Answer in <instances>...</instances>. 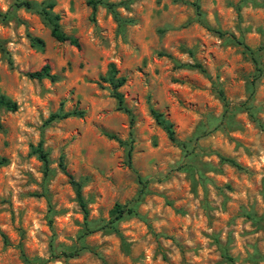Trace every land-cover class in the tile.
<instances>
[{
    "label": "rangeland",
    "instance_id": "rangeland-1",
    "mask_svg": "<svg viewBox=\"0 0 264 264\" xmlns=\"http://www.w3.org/2000/svg\"><path fill=\"white\" fill-rule=\"evenodd\" d=\"M15 1L0 0V94L17 104L0 108V264L49 258L51 245L85 249L45 264H264V0H103L94 11L87 0H30L53 2L79 47ZM45 63L56 80L25 75ZM111 63L126 77L132 126L101 79ZM61 104L84 114L43 128ZM108 133L130 141V165L128 145ZM41 137L45 180L30 153ZM116 203L134 213L79 238L86 221L108 223Z\"/></svg>",
    "mask_w": 264,
    "mask_h": 264
},
{
    "label": "trees",
    "instance_id": "trees-1",
    "mask_svg": "<svg viewBox=\"0 0 264 264\" xmlns=\"http://www.w3.org/2000/svg\"><path fill=\"white\" fill-rule=\"evenodd\" d=\"M87 2L92 6L93 11L96 9L98 4H104L103 0H87ZM15 5L16 6H23V7H26L28 9H33L36 12H38L42 16L43 20L49 25L50 34L55 40H57L59 42L68 41L71 44L75 45L76 47L80 46L79 41L76 37L69 35V34H66L61 29V26L59 23L60 16H59V14L54 13L52 11L53 2L48 1V2H44V3L39 4L35 1H30V0H16ZM107 6H109L111 8L113 7L112 4H107ZM198 7L199 6L196 4V8H198ZM7 16H8L7 13L6 14H0V20L6 19ZM30 42L34 46L43 47V41L37 37H30ZM252 55L254 57V60H256V58L254 56V52L252 53ZM188 66L197 67V68H200V70H202L201 65L196 64V63L195 64H189ZM117 73H118V71H117L115 65L113 63H111L109 65L108 70H107V75L102 76L101 79L105 83L109 84V86L111 88V95L116 100V108L118 110H123L130 115V119H129L130 120V126H132L133 117L131 115L130 109L124 105V96H123L122 92L119 90V88L125 83L126 77L125 76H117ZM25 75L28 76L29 78L38 79V80L43 79V78H48L51 81L56 80V76L51 73V67H50L49 63H45L38 70L28 71L25 73ZM218 94L220 95L222 100H225V96H224L222 90H218ZM0 108H5L7 110H16L17 104L15 101H12L7 96L0 94ZM246 108L248 110H250V107H246ZM249 112H250V116L253 117L254 113L252 111H249ZM150 113H151L152 117L154 118V120L156 121V123L158 125H160L165 130L168 138L172 142L178 143L182 148L186 147L185 142L177 141V139L175 137V131L173 128V124L170 123L167 119H165L161 112H159L158 110L151 107ZM83 114H84V111L82 109H78V108H74V109L69 110V111H64L62 108V104H61L58 111L50 113L48 115V117L43 121L42 127L44 128V127L50 125L51 123H53L55 121L61 120L63 118L69 117V116L82 117ZM0 127H1V123H0ZM107 135L110 138H115L120 144L128 145L127 155H128V164L130 165V159H131L130 141H123L113 134L108 133ZM30 153L35 155L41 161L42 168H43V178H44V180L47 179L49 177V175L51 174V167H50L51 161L49 158V152L44 146V140L42 137L39 139V141L37 142L36 145L31 146ZM220 160L223 162H227V163L233 165L234 167H236L238 169L241 168V166L233 158L220 156ZM58 164H59V167L61 168V170L68 176L69 182L74 188L77 202L83 211L84 217L86 218L88 215V210H87V206H86V201L84 200L83 195L81 193V187H82L81 182L76 180L73 177V175L69 171H67L65 163H64L63 155L60 156ZM132 213H134L133 207H129L127 205H121L119 203H116L114 205L112 211H111L112 218L108 221V223L102 224L100 226L92 227L90 225V222L86 221L84 224L85 225L84 231H82L79 234V238L83 237L84 234L89 233V232H93L96 230H102V229L107 228V227L108 228H114L113 227L114 225H112V224H114V222H116L118 219H120L124 214H132ZM2 236H4V235L2 234ZM84 249H85L84 246H80V247L75 246V247H72L69 249H61V250L55 252V251H53V246L51 245L49 258L32 260V259L27 258L25 255H22V256L24 257L26 264H45L48 260H50V258H53V257L63 256L65 258H71V257L78 256L81 253V251ZM224 257L226 258V260L228 262L232 261V258L229 255H227L226 253H224Z\"/></svg>",
    "mask_w": 264,
    "mask_h": 264
}]
</instances>
